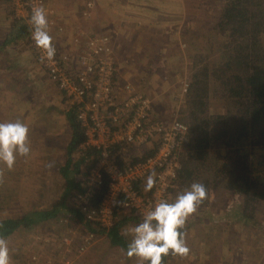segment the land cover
Instances as JSON below:
<instances>
[{"label": "rangeland", "instance_id": "374dc122", "mask_svg": "<svg viewBox=\"0 0 264 264\" xmlns=\"http://www.w3.org/2000/svg\"><path fill=\"white\" fill-rule=\"evenodd\" d=\"M7 1L11 6L10 10L13 7L15 14L16 1ZM240 1L245 7L251 8L252 5L248 1ZM54 2L55 0L46 1L53 15L56 12ZM229 2L233 3L234 0H167L166 2H163V0H113L111 3L103 5L105 6V14H99L100 19H98L102 25H105V32L109 31L107 33L112 35V46L118 62L117 81L120 79L121 81L131 82L138 91L152 99L153 121L169 124L174 121L183 123L194 121L191 112L194 110L193 88H196L198 91L195 95H198L196 98H198V102L201 105H198L197 110L199 113L202 111V113L198 114V124L202 129H205L209 124L207 129L213 135L211 142L214 143L215 141V143H218H214L211 148H208L209 155L203 163L192 158L193 156L188 148L190 143L189 135L182 139L179 154L183 161L187 163L189 171L194 172V182L202 183L208 180L210 181V186L208 198L189 217L185 225L184 231L187 234V244L191 255L185 263L180 260L185 256L180 257L179 261L177 260V264H264V180H260L259 184L255 186L257 195L261 197L249 200L244 195L229 190L224 182L218 183L215 178V175L219 174L217 173L218 168L224 162H229L228 159L224 160L219 157L231 155L229 148L224 145L221 147L219 140H214V137L220 138L224 135L226 129L232 128L230 124H234V122H226L222 118L220 121L216 117L231 115L237 119L239 109L243 108V101L231 98L224 87L231 80L232 74L242 73L243 71L241 67L238 68L237 62H234L230 69L226 66L225 62L228 61L227 53L231 52V46L227 42L226 37L228 34L225 35L219 32L221 28L217 25L226 3L228 5ZM4 3L5 5H3ZM262 3H264V0L253 1L256 6ZM3 4L2 6L0 5V35H5L9 30L13 29V20L5 18L8 12L5 8L10 6L5 1H3ZM60 9L61 7H59ZM17 12L20 15L25 14L19 7ZM9 16H13L12 12L9 13ZM82 17V21L92 19L85 16ZM54 18L56 19V16ZM57 19L62 22L59 18ZM84 31L89 32L86 29ZM250 35L251 31L243 39V46L248 45V49H250L247 53H253L254 57L256 56V51L260 52L259 56L263 59L264 33L261 32L259 34L258 37L260 38L256 46L253 44L254 40L252 38L249 39ZM1 39L2 36H0ZM29 41H32L31 35ZM1 43L0 41V46ZM30 43L35 49V52L32 50L34 69L37 72L40 71L39 73H44L43 77L45 79L39 81V86H34L31 82L25 84L22 79L18 83L21 77H28V74L24 73L27 68L20 65L22 63L27 64L30 60H28L29 56L25 57L21 53L19 58L20 51L13 52L12 48L1 47L0 86L6 83V88L1 91H13L10 93H17L18 96L15 95L10 97V99L1 98L3 101L0 103V111L4 110L7 113V107L10 106V109H12L17 105V100L21 98L23 100L25 98L28 99V94L34 92H39V95H43L46 99L52 96L57 100V103L60 90L69 113L74 104L67 103L69 101L66 100L65 93L49 76L48 70L45 69L44 64L37 56L36 46L33 42ZM55 45L60 49L57 44ZM60 51L62 50L60 49ZM62 52L67 53L65 51ZM67 54L70 55L69 53ZM35 56L36 63L34 61ZM253 56L250 59H253ZM17 58H19V61L16 64ZM14 64L16 65L13 66ZM262 64L264 67V63ZM206 71L207 74H205ZM9 78L10 83H7L6 81ZM202 96L204 98L203 106ZM23 103L24 101L20 102V104ZM22 106L20 105V107ZM59 113L61 114V112ZM20 115L21 113L17 112V114H12L11 117L20 118ZM6 118L11 119L10 115ZM49 118L47 111L40 121L41 128L46 127L48 134H54L53 131L57 130L56 128L64 126L63 119H58L55 124H51ZM205 121L208 122L205 123ZM220 131L222 132L218 134ZM35 136L36 134L33 133L31 141ZM59 138H64V133ZM228 139L229 133L224 137L225 141ZM251 139L256 141L255 137ZM63 143L67 145L62 147ZM33 145L35 148L34 150L32 149L34 151L32 157L35 160L37 158L43 160V162L39 160L40 163H45L48 158L49 161L64 162L65 155L68 156L70 152V143L68 145V141L59 140L56 137L52 140L46 138V140L39 143L34 141ZM256 145L254 150L264 149L263 133ZM56 151L60 153L63 151L64 154L62 155L64 156H59ZM45 152L47 153L46 157ZM72 152L68 156V158H71V162L73 157L74 160L78 161L77 158L79 157V160H81L84 155L83 152L78 150ZM90 160L92 159L90 158ZM28 161L24 157L20 164L26 166ZM82 166L84 170H87L88 165L86 166L85 163H82ZM220 171V174L226 175L225 170L221 169ZM22 177L21 173L15 175L14 178L17 179L12 181V183L17 185L15 186L16 189L7 187L6 181H0V221L6 219L27 220L25 217L32 215V211L25 210L27 207L23 205V202L29 197L21 196L19 192L21 191L20 185L23 183ZM49 185L50 187L53 186L51 189H58L60 181L57 180L52 185L49 183ZM188 187L179 182L177 191H171L172 197H169L168 200L170 198L173 200L178 192ZM128 212H122L120 215ZM192 224L193 228L191 229ZM43 231L44 229H39L35 236L38 233L43 234ZM87 232L94 233L95 237L105 234L90 230ZM35 238L31 236V240H29L21 235L15 238V248L11 250V253L15 254L11 258L12 264H27L33 256H40L39 253H32L33 245L31 246V241ZM44 245L45 243L42 240L36 244L39 248H43ZM187 258L188 256L182 260ZM37 262L38 264H44L41 257Z\"/></svg>", "mask_w": 264, "mask_h": 264}, {"label": "built area", "instance_id": "2783aa9c", "mask_svg": "<svg viewBox=\"0 0 264 264\" xmlns=\"http://www.w3.org/2000/svg\"><path fill=\"white\" fill-rule=\"evenodd\" d=\"M13 1H16V18L27 21L30 28L32 8L42 6L47 10L49 32L54 43L55 36L65 32L64 26L57 23L47 6V0ZM16 6L25 14H18ZM94 10V3H89L82 16L92 18ZM75 42L78 47L76 61L60 51L56 43V54L51 61L41 59V49L36 47V52L49 76L65 93L67 103L74 104L73 108L77 110V118L85 133V141L79 145L78 151L94 150L97 153L91 157L93 163L82 179L81 190L74 195V208L83 213L86 221L106 231L114 226L122 200L125 211L140 222L156 201L168 199L171 191H177L182 166L179 150L182 139L189 135V127L181 121L171 124L153 121L152 99L138 91L131 82L117 81L118 62L108 33H94L84 45L78 37ZM153 143H158L157 149L144 158V150L152 148ZM150 174H154L157 182L152 190L145 191ZM104 186L101 201L95 206L97 190ZM94 239V233L86 232L76 254L72 255L69 253L72 239L68 238L65 240L67 254L60 261L49 259L44 264H75ZM39 259L40 256H33L27 264H38Z\"/></svg>", "mask_w": 264, "mask_h": 264}, {"label": "crops", "instance_id": "0c3cea01", "mask_svg": "<svg viewBox=\"0 0 264 264\" xmlns=\"http://www.w3.org/2000/svg\"><path fill=\"white\" fill-rule=\"evenodd\" d=\"M3 1L7 2V5H9L7 0H0L1 6L3 4ZM112 1L113 0H55L54 4L56 12L54 13V16H56L57 21V18H59L63 22L62 23L58 21V23L62 24L65 28L64 33H59V35L55 36V43L60 47L62 51L69 53L71 59H74V61H76L78 57V47L76 45L75 38H80L82 45H84L83 42H85L90 35L98 32L104 34L109 32H105V25H102L98 21V19H100L99 14H105V6L103 5H105V3H111ZM166 1L167 0H163V2ZM92 2L94 3L95 7V12L92 19L82 21V13L85 9L88 8L89 3ZM3 5H5V3ZM59 7H61L60 10ZM5 9L8 10L5 18L9 20L11 19L9 13H13V7L12 10H10L11 6ZM79 9H81V11H79ZM83 28L89 32L87 33ZM93 29H96L94 30L96 32H94ZM11 31L12 30H9L8 33L10 34ZM8 33L5 35H0L2 36V39L0 40L2 42L0 48L3 46L12 48L13 52L20 51L19 58L21 57V53H23V56H29L28 60L30 59L27 64L22 63L20 65L21 67L27 68L24 73L28 74V77H21L18 83L22 79L25 84L31 82L32 85L39 86V81L44 80L45 78L43 77L44 73H39L40 71L37 72L34 69L32 60L34 57L33 51L35 49L33 45L27 40L25 41V43L23 42L22 44L15 47L7 46L5 45V40L9 35ZM19 58H17L18 60L16 61V64L19 61ZM34 61L36 63V56ZM16 64H14L13 66H15ZM6 82L10 83V78ZM5 84L6 83L0 86V99H10V97H13L15 95L18 96L17 93H10L13 91H1L6 88ZM59 94V101L57 103V100L52 96L49 99H46L43 95H39V92L28 94L29 98H25V100L21 98L20 100L16 101L15 99V101L17 102V105H15V107H13L12 109H10V106L7 107V113H5L6 111L4 112V110L0 111V122L14 120L25 122L30 128L29 140L33 150L35 148V146L33 145L34 141H37V143H39L40 141L46 140V138H48V140H52L55 137L59 140L63 139L68 141L69 145V143H71L73 132L68 121V111L64 103V96L60 90ZM2 101L3 99H1L0 103ZM21 101H24V103L20 104ZM20 105H23V108L20 107ZM47 111L48 115L50 116L49 120L51 124H55V121H57L58 119L64 120V126H62V128H56L57 130L53 131L54 134H48L46 127L41 128L40 125L42 116L46 115ZM17 112L21 113L20 118H12L11 115L17 114ZM59 112H61V114ZM9 115L11 119L6 118ZM57 131L58 133H56ZM33 133H35L36 136L31 141ZM63 133L64 138H59V136H62ZM66 145V143H63L62 147ZM56 152L57 154H59V156H64L62 155L64 154L63 151H61V153L59 151ZM145 152L146 149L144 150V153ZM33 153L34 151H32L31 155L27 158L29 161L26 166H22L23 164H20V162L24 159V157L20 156L17 157L15 167L11 170L7 169L3 165H0V181H6L7 187L15 188V186L17 185L12 183V181L17 179L14 178L17 173H21V175L23 176V183L20 185L21 191L19 192L21 196L29 197L23 202V205H26L27 207L25 210L32 211V215L30 217H25L27 219L26 222L21 223L20 226H18L16 230H14L10 235L1 239H6L8 241L10 250H13L15 248L14 241L17 236L21 235L25 239L29 240H31V236H34L36 238L32 239L31 241V246L33 245L32 253H39L43 263L49 259L60 261L67 254L65 240L68 238L72 239L69 253H71L72 255L76 254L77 247L81 242L82 236L85 235L88 230L93 228L91 226L92 228L90 227L89 229V225L86 224V219L85 221L83 220V218L77 212L76 208H74L73 205L74 195L78 192L81 181L85 177L84 172H86V170H84V167L82 166L83 162L79 160V157L77 158L78 161L74 160L73 157L72 162L69 163L68 156L71 153H69L68 156L65 155L64 162H57L56 160L49 161L48 158L46 159L45 163H40L39 160L41 159L39 158H37L36 160L33 159ZM46 156L47 153L45 152V157ZM21 158L23 159L21 160ZM41 161L43 162V160ZM56 179L60 181L59 188L51 189L53 186L50 187L49 183L52 185L57 181ZM192 181L194 182L195 180L191 179V183ZM46 182L48 183L46 184ZM190 184L188 183L187 186H190ZM172 192L170 197H172ZM171 200L172 199L170 198L169 201ZM33 207L34 209L32 210ZM37 212L40 213L39 215L41 216L37 215ZM122 218L128 219L126 220L127 222L122 228L121 233L126 239L127 243H129L133 238V234L129 230L133 228L138 222H136V220L134 219L135 216L129 213L119 215L118 219ZM41 228L44 229L43 234L38 233L35 236V233L39 232V229L41 230ZM192 228L193 224L191 225V229ZM103 233L105 234H101L95 237L92 245L84 254L76 259L75 264H147V262L141 261L137 257H128L126 255L127 244L124 247L113 244L110 237L108 236V233ZM40 240L45 243L43 248H39L38 246H36L37 242H40ZM190 255L191 254L186 255L188 256L187 259L182 260L186 257L185 256L180 260L185 263L189 259ZM14 256L15 254L11 253V258ZM193 256H195V254H193ZM180 257L181 256L169 255L167 264H172L174 260V264H177Z\"/></svg>", "mask_w": 264, "mask_h": 264}, {"label": "trees", "instance_id": "16d2710c", "mask_svg": "<svg viewBox=\"0 0 264 264\" xmlns=\"http://www.w3.org/2000/svg\"><path fill=\"white\" fill-rule=\"evenodd\" d=\"M251 6V8L245 7L240 0H234L233 3H226L220 19L217 25L221 28L219 32L227 35V42L231 46V52H228L226 66L230 69L234 62L238 63V68L241 67L243 70L242 73H234L231 75V80L226 83L225 90L228 92L229 96L233 99L242 100L243 108L239 109L238 118H234L231 115L226 117H216L220 121L225 119L226 122H234L230 124L232 128L226 129L224 135L220 138L214 137V140H219V145H224L229 148L231 156L219 157L224 160H229V162H224L223 165L218 168L215 178L218 183L224 182L227 188L231 191L238 192L245 197L250 199L260 198V195H257L255 186L259 184L260 180H264V149H255L256 144H258L261 139L262 133L264 134V58H260V52L256 51V56H253V53H247L248 45H244L245 36L251 31L249 39L254 40V45L256 46L260 37L261 32L264 33V3L259 5H254V0H245ZM11 19L13 20V29L5 40V45L7 46H18L25 41L30 39V26L24 19L16 18L14 12L12 13ZM14 17V18H13ZM248 39V40H249ZM247 40V41H248ZM32 42V41H29ZM242 44V45H241ZM253 59H250L252 58ZM245 59V60H244ZM243 60V61H241ZM228 69V70H229ZM209 71V69H208ZM207 74V71L205 72ZM210 75V74H209ZM197 78V77H196ZM198 83V81H197ZM194 87V85H193ZM194 96V110L192 113V119L195 121L187 122L189 127V151L192 158L196 160L204 161L209 155L208 148H211V145L215 143L211 142L213 135L210 134V130L207 129L209 124L205 129L200 127L199 115L202 111L197 110L198 98L195 95L198 91L196 88H193ZM202 96V106L204 105ZM70 126L72 128V139L69 145V153L72 151L78 150L79 145L85 141L84 129L77 118L76 108H72L67 114ZM215 118V119H216ZM222 118V119H221ZM161 122V121H159ZM208 121H205L207 123ZM220 131L218 134H220ZM229 133V139L224 140V137ZM233 135V136H232ZM255 137L256 141H253L251 138ZM218 144V143H215ZM158 143H153V147L143 153V157L152 155L157 149ZM231 149V150H230ZM83 156L81 157V162L85 163L87 170L93 163L90 158L97 154L94 150L83 151ZM141 156V158H143ZM71 158H69V163ZM92 162V163H91ZM91 163V164H90ZM90 164V165H89ZM225 170L226 175L220 174V170ZM86 170V171H87ZM86 175V173H85ZM222 175V176H221ZM220 178V179H219ZM191 179L195 180L194 172L189 171V167L186 162L182 159L181 170L178 175V183L188 185L191 183ZM224 179V181H222ZM219 180V181H218ZM206 188L209 190L210 181L206 180L202 182ZM81 190V185L78 191ZM105 186L97 190V193L94 198V205L97 206L101 201V198L104 194ZM77 210V209H76ZM77 212L81 215L85 221L83 213ZM121 212H125L124 201L118 206L116 211V222L109 230H106L99 225L90 223L86 221V224L89 225L92 229V232H106L110 237L113 244L126 246L127 241L121 233L122 228L127 222L125 218L118 219ZM39 215L40 213H36ZM41 216V215H39ZM136 222L139 223L137 217L134 218ZM27 220H15V219H6L0 221V239L10 235L21 223L26 222ZM185 229V228H184ZM169 257V256H168ZM165 258L164 264H167V259Z\"/></svg>", "mask_w": 264, "mask_h": 264}, {"label": "clouds", "instance_id": "9594fccd", "mask_svg": "<svg viewBox=\"0 0 264 264\" xmlns=\"http://www.w3.org/2000/svg\"><path fill=\"white\" fill-rule=\"evenodd\" d=\"M29 23L31 39L42 50L41 59L53 60L56 48L49 32L47 10L42 6H34ZM29 134L30 128L23 121L0 122V165L11 170L15 167L17 157L28 158L31 155ZM156 182L154 174H150L144 190H152ZM208 196V189L203 183L193 182L178 192L173 200L156 201L143 215V219L129 230L133 238L127 244L126 255L137 257L147 264H164L169 255H188L190 248L185 225ZM0 264H12L6 239H0Z\"/></svg>", "mask_w": 264, "mask_h": 264}]
</instances>
